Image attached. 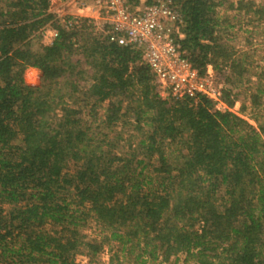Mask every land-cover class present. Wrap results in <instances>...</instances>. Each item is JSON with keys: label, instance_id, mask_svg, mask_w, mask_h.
Listing matches in <instances>:
<instances>
[{"label": "trees", "instance_id": "obj_1", "mask_svg": "<svg viewBox=\"0 0 264 264\" xmlns=\"http://www.w3.org/2000/svg\"><path fill=\"white\" fill-rule=\"evenodd\" d=\"M52 1L0 0V263L76 264L109 247L110 264H264V73L249 89L256 124L208 98L165 100L141 51L87 22L66 30ZM226 1L175 0L182 45L201 73L212 63L242 85L220 34ZM230 6L264 25L254 0ZM48 24L59 35L37 50Z\"/></svg>", "mask_w": 264, "mask_h": 264}, {"label": "built area", "instance_id": "obj_2", "mask_svg": "<svg viewBox=\"0 0 264 264\" xmlns=\"http://www.w3.org/2000/svg\"><path fill=\"white\" fill-rule=\"evenodd\" d=\"M80 7L95 15H68L64 10L50 13L68 31L80 30L87 22L110 42L141 51L163 99H192L198 103L208 98L215 110L236 113L233 108L239 102L230 107L225 101L215 67L208 64L201 73L183 47L185 19L175 0H91L83 1ZM39 33L44 37L50 33L54 41L59 30L48 24Z\"/></svg>", "mask_w": 264, "mask_h": 264}, {"label": "rangeland", "instance_id": "obj_3", "mask_svg": "<svg viewBox=\"0 0 264 264\" xmlns=\"http://www.w3.org/2000/svg\"><path fill=\"white\" fill-rule=\"evenodd\" d=\"M238 1L240 0H227L224 5L218 7L219 15L223 19L227 17L229 22V24H224L220 34L222 35L223 42L229 47L233 60L243 62L244 67L247 69L246 77L242 80L243 84L241 85L238 83V78L235 75L232 77L230 73H224L215 69L223 88L232 89L233 93L238 95L239 103L233 110L238 115L249 120L250 123L256 124L250 118L254 110L250 108V93L253 90L250 91L249 89H253L254 84L258 80L257 75L264 73V25L260 24L253 13L247 15L244 12L236 10V8H231V3L236 4ZM254 1L257 6H264V0ZM230 25L232 27H229ZM37 35L41 36L40 33H37ZM32 43L37 50L43 45L39 38L32 39ZM25 80L30 85H38L41 80V72L38 69L29 68L25 73ZM242 103H246L249 106L246 113L241 112ZM107 106L108 102H105L99 107V122L104 119ZM261 112L264 115V106H262ZM119 127L121 128L122 124ZM125 131H128V127ZM129 131H132V128ZM135 135L137 134L135 133ZM125 136L128 137L127 134ZM83 232L89 240L99 239L101 234L99 226L93 220L88 221ZM110 257L111 250L109 247H106L104 252L96 257L88 256L87 253L78 254L76 264H110ZM179 257L178 261H176V258H173L168 264H186L184 261L185 256L180 255Z\"/></svg>", "mask_w": 264, "mask_h": 264}, {"label": "crops", "instance_id": "obj_4", "mask_svg": "<svg viewBox=\"0 0 264 264\" xmlns=\"http://www.w3.org/2000/svg\"><path fill=\"white\" fill-rule=\"evenodd\" d=\"M83 1L91 2V0H53L49 12L52 10H64L68 15H80L84 17L95 15L91 10L80 7ZM50 36V33L45 37L42 36L41 41L43 45H49L53 42Z\"/></svg>", "mask_w": 264, "mask_h": 264}]
</instances>
